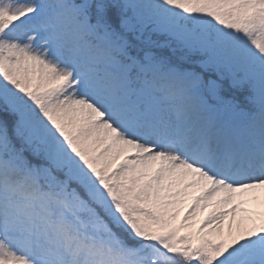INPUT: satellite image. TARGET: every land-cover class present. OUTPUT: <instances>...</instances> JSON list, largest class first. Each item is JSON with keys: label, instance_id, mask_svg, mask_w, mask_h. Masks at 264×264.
<instances>
[{"label": "snow or ice", "instance_id": "6c2138e0", "mask_svg": "<svg viewBox=\"0 0 264 264\" xmlns=\"http://www.w3.org/2000/svg\"><path fill=\"white\" fill-rule=\"evenodd\" d=\"M0 264H264V0H0Z\"/></svg>", "mask_w": 264, "mask_h": 264}]
</instances>
